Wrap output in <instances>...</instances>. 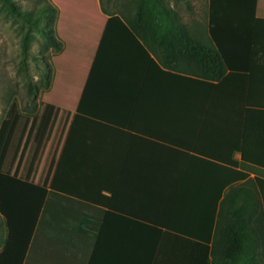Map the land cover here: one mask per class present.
Listing matches in <instances>:
<instances>
[{
  "label": "trees",
  "instance_id": "obj_1",
  "mask_svg": "<svg viewBox=\"0 0 264 264\" xmlns=\"http://www.w3.org/2000/svg\"><path fill=\"white\" fill-rule=\"evenodd\" d=\"M113 1L116 13H107L76 107L131 134L110 202L100 207L0 172V264H264V178L249 179V165L264 162L251 160L244 138L259 131L245 123L253 106L203 99L208 87L242 91L237 81L254 79L256 60L264 64L257 0H207V40L194 36L168 0ZM0 3L25 28L20 70L35 111L52 84L44 51L63 48L57 9L48 0H34L31 10L16 0ZM36 34L44 40L41 59L32 57L37 82L28 66ZM145 69L181 80L180 91L196 83L202 96L195 109L192 100H171V85L164 93L170 100H152L149 84L139 73L132 78ZM236 107L241 138L228 119Z\"/></svg>",
  "mask_w": 264,
  "mask_h": 264
},
{
  "label": "rangeland",
  "instance_id": "obj_2",
  "mask_svg": "<svg viewBox=\"0 0 264 264\" xmlns=\"http://www.w3.org/2000/svg\"><path fill=\"white\" fill-rule=\"evenodd\" d=\"M16 1L23 10L34 8V0ZM48 1L57 9L56 34L58 33L57 38L63 45L59 53L53 50L44 51L48 64H51L54 70L55 66L60 64L58 61L68 59L63 56L67 54L65 52L67 44L62 35L65 32L63 28L70 23L69 17L77 26L82 24L81 33L85 35L83 43L76 38L74 40L79 44L78 52L90 56L94 43L93 38L88 42L87 36L99 27L108 12L110 14L115 9H109V0ZM117 1L119 0H115ZM168 1L191 29L199 26L198 23L204 24L207 19V0H185L179 3H175L174 0ZM24 30L20 21L0 3V172L45 186L49 185L52 179L64 147L68 151L66 155L76 153L80 157H91L94 161L97 153L100 152L98 160L105 159L107 163L105 165L111 171L110 177L102 182L82 183L80 180L66 177L65 169H60L61 174L56 178L54 190L59 189L80 200L107 206L109 202L107 195L110 194V189L114 188L118 166L113 169L112 165L115 166L116 163L107 160L112 154L113 159L117 155V159L121 161L126 142L129 141V134L116 127H104L82 118L74 119L73 112L77 103H73V108L68 105L63 106L64 109L61 110L51 105L54 100H52V94H48L49 91L39 94L36 100L37 110L32 111L33 100L28 93L25 76L20 70L21 39ZM36 36L38 38L32 44V55L28 61L29 72L35 82L39 76L36 75L37 65L32 57L41 59L39 53L43 50L40 48L44 44V40L38 34ZM75 50L77 51V48ZM74 72L75 68L72 67L61 68L59 76L62 81H60V87L55 89L58 93L55 100H69L68 102L71 103L77 98L84 83V76L75 75ZM83 123L89 125L86 126L87 131L82 130ZM71 126L73 134L70 135ZM78 130L81 133L74 136V131ZM66 138L70 141L68 145L64 143ZM74 146L78 149H74Z\"/></svg>",
  "mask_w": 264,
  "mask_h": 264
},
{
  "label": "crops",
  "instance_id": "obj_3",
  "mask_svg": "<svg viewBox=\"0 0 264 264\" xmlns=\"http://www.w3.org/2000/svg\"><path fill=\"white\" fill-rule=\"evenodd\" d=\"M208 2V1H207ZM115 4V3H114ZM113 2H110V6L109 9H115L112 10V13H116V7H114ZM256 16L257 18H262L264 19V1L262 2L261 0H257V7H256ZM110 16L108 14H106V18L102 21V23L99 25L98 28H95V31L92 30L91 35H88V42L91 40V38H93V43L94 46L92 47V53L90 56H86L83 53H79L78 49H79V44H77V42L75 43V38L77 40H79V42L83 43L85 40V35H83L81 33V29H82V24L80 25H76L74 24L75 22L71 19V17H69V21L70 23H68L65 29V32L62 35V38L65 40L66 44H67V54H64L63 56L68 57V59L66 61H64L63 59H61L60 61H58L60 64L57 65V67L55 66L54 70L53 67L51 68L52 70V84L51 87L46 91L48 92V94H52L53 98L52 100H54L52 102V106H56L58 108H60L61 110H63V106H70L71 108H73V103H77L80 100V97L82 95V92L84 90L87 78L89 76L92 64L94 62L97 50L99 48L101 39H102V34L104 32L106 23L108 21V18ZM83 21V20H82ZM197 25V23H196ZM199 26H196L194 28H192L191 30L193 31L194 36H198L199 38L205 39L207 40V19H205L204 24H199ZM202 26H204V28H202ZM58 34V33H57ZM56 34V35H57ZM72 34V35H71ZM83 37V39H82ZM61 39V40H63ZM119 38L117 37H113V41L117 42ZM113 47L116 49L118 47L117 43L113 44ZM75 48H77V51L75 50ZM259 60L255 61V64H252V70H253V76L255 74L254 79H252L251 81H246V80H238L237 81V86H242L243 90L242 91H237L235 90V86L232 84H228L227 86H229L227 93L225 92H220L223 88L213 91L210 87L205 88L204 90V100H246V107H252L253 109L250 112V116L249 118H247L246 126L247 128L249 126L253 127V128H258V132L255 133H251V134H247L244 136L245 138V143H246V151H248L249 153V157H251V160H261L264 162V107H257L255 109L253 105V102L256 104H264V64H258ZM51 65V64H50ZM62 67H72L75 68V72L74 74H81L82 76H84V83L80 89V92L78 93L77 98L74 101H71V103H69V100H55L56 96L58 93H56L55 89L56 87H60V81H62V79L60 78L59 74L61 73V68ZM86 68V70H85ZM138 71V70H137ZM145 74H141L142 71L136 72V73H132L134 77L132 78H137L138 77V73H139V77H141V80H145L144 87H147L146 85L149 84V90H151V95H152V100H170L168 98H164V93L166 92V85L168 86H172V96H171V100H192V105L193 108L192 110L195 109V100H200L201 99V92L200 90L197 89L196 83H192V82H188L189 86L187 87H182L181 91H180V86H181V80H177L175 81L174 78H169L170 76H165L163 73L158 72L157 70H154L153 72H149V70L147 71V69L144 70ZM243 74L245 73H238V75H240L241 78H243ZM119 77H121L122 79H124L125 74H121ZM168 77V78H165ZM174 80L170 83H166L168 81ZM55 80V81H54ZM174 82V83H173ZM210 89V90H208ZM60 90V89H59ZM218 92V94H216ZM250 100V101H249ZM251 102V103H250ZM77 107V105H76ZM213 104L212 101L211 103L209 102L208 105L206 106V116H205V121L207 120H211L212 118V113H213ZM237 108V107H236ZM260 108V109H258ZM235 113V112H234ZM236 118H228L230 119L233 123L236 124L237 130L240 128V131L236 133V136L238 135L241 138V134H242V110L241 108H237L236 109ZM74 115V119L76 118H82L85 119L87 122H94L97 125H101L104 127H111L102 123H99L97 121L94 120H90L86 117H83L81 115H78L76 113V108H75V112H73ZM77 119V120H79ZM83 121V120H82ZM89 126L86 123L82 124L83 128L82 130L87 131V127ZM71 131H70V135L73 134V127H70ZM122 130V129H120ZM125 131V130H123ZM127 132V131H126ZM81 133L79 130L78 131H74V136H77V134ZM125 133V132H124ZM126 134V133H125ZM129 134V141L126 142V146H125V151H124V155L123 158L121 156V161L119 159H117V155L115 156V159H113V156H111L112 154H110L109 158H108V162H115L116 165L113 166L112 168L117 169V173H116V178H115V182L114 185L116 184L118 175H119V171L125 156V153L128 149L129 146V142L131 139V134L128 132L127 135ZM237 136V137H238ZM77 139V138H76ZM196 139V134H193V142H195ZM70 141L67 140V138L65 139L64 143H69ZM68 145V144H67ZM66 146V145H65ZM78 149L77 147L74 146V149ZM112 148V147H111ZM124 148V147H123ZM73 151V150H72ZM71 151V152H72ZM68 151H66V148L64 147L61 151V156L59 158V162H58V166H56V169L53 172V176L52 179L49 182V185H41L47 189H51L54 190L55 189V185H56V178L61 174L60 169L64 170L67 172V176L66 177H70L74 180H80L83 182H87L89 184L92 183H96L99 181H104L106 180L108 177H110L111 171H109V168L107 167V164L105 159H101L98 160V155L100 152L97 153V156L95 157V161L91 158V157H80L78 156L76 153L74 155L71 154H67ZM109 152H113L112 150H109ZM118 154V153H117ZM65 156V157H63ZM234 158L241 163V155L240 154H235ZM113 160V161H112ZM251 170V173L249 172L250 176L249 179H254V178H264V167L262 166H257V165H249ZM105 169V170H104ZM256 170V171H254ZM26 181V180H25ZM34 184L39 185L38 183L32 182V181H28ZM114 189V188H113ZM113 189H110V194L107 195V199L109 198V202H110V198L112 196V192ZM57 192L60 193H66L64 191H60L59 189L55 190ZM67 195V194H66ZM69 196V195H68ZM72 197V196H71ZM75 198V197H73ZM78 199V198H76ZM84 201V200H83ZM108 202V204H109ZM93 204V203H91ZM107 204V206H108ZM97 205V204H94ZM100 207H104L106 208L107 206H102V205H97Z\"/></svg>",
  "mask_w": 264,
  "mask_h": 264
}]
</instances>
